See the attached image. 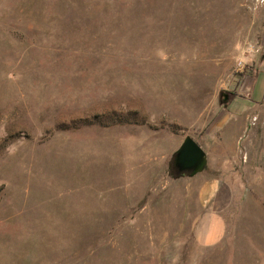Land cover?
<instances>
[{"label": "rangeland", "instance_id": "1", "mask_svg": "<svg viewBox=\"0 0 264 264\" xmlns=\"http://www.w3.org/2000/svg\"><path fill=\"white\" fill-rule=\"evenodd\" d=\"M0 264H264V0H0Z\"/></svg>", "mask_w": 264, "mask_h": 264}, {"label": "crops", "instance_id": "2", "mask_svg": "<svg viewBox=\"0 0 264 264\" xmlns=\"http://www.w3.org/2000/svg\"><path fill=\"white\" fill-rule=\"evenodd\" d=\"M235 114L234 112L233 117ZM241 115H237L236 118ZM226 188L228 186L223 181L212 180L207 182L201 190V199L204 201L206 209L195 222V233L203 242H212V239L224 227L221 213L223 208L222 196Z\"/></svg>", "mask_w": 264, "mask_h": 264}, {"label": "water", "instance_id": "3", "mask_svg": "<svg viewBox=\"0 0 264 264\" xmlns=\"http://www.w3.org/2000/svg\"><path fill=\"white\" fill-rule=\"evenodd\" d=\"M170 166L174 170V176H195L207 168L208 155L194 137L187 135L174 152Z\"/></svg>", "mask_w": 264, "mask_h": 264}]
</instances>
